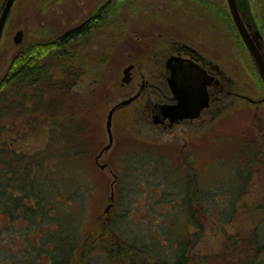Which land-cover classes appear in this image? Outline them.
Here are the masks:
<instances>
[{
  "label": "rangeland",
  "instance_id": "374dc122",
  "mask_svg": "<svg viewBox=\"0 0 264 264\" xmlns=\"http://www.w3.org/2000/svg\"><path fill=\"white\" fill-rule=\"evenodd\" d=\"M107 1L17 0L15 5L12 4L0 38V83L21 50L30 44L47 43L76 28L94 16ZM128 1L118 12L113 11L111 18H106L107 24L101 21L86 37L67 45L66 53L76 61L72 65L68 63L72 74L78 76L76 79L75 75L70 77L73 79L63 78L65 76L60 74L62 65L54 67L55 75L63 76L59 81L65 82L66 86L72 85L73 93L67 99L72 104H81L82 100L87 102L78 111L82 124L78 136L87 154L80 164L79 179L75 183L79 185L78 195L84 194V198L75 196L69 201L57 194L59 208L54 214L73 211L71 214L79 220H74L72 230L83 216L79 227L82 240L90 234L97 236L94 228L110 227L114 237L104 243L109 249L113 241L117 246L122 238L130 243L137 240L147 249L151 259L157 256L172 259L178 249H183L191 260L199 261L204 256L211 261L221 260L226 255V246L231 245L227 242L228 236L234 237L235 244L246 242L248 245L258 227L262 226L264 232V102L257 111L240 98L248 95L264 99V83L246 47L237 44L238 40L242 42L238 31L237 35L233 26L230 29L234 33L230 29L225 31L217 15L205 12L201 0H145L147 8L142 9L137 6L138 0ZM207 1L228 6L226 0ZM192 2L194 5L190 6ZM238 4L246 18L262 31L257 0H238ZM1 7L0 4V17ZM143 13L145 15L140 18L149 20L137 21L135 18ZM227 14L231 17L230 12ZM168 19L170 23H167ZM230 20L234 23L232 17ZM135 29H139L144 37L153 36L156 43L150 39L144 41V45H138ZM117 30L125 34L124 38L127 34L130 36L128 40L117 39L120 44L115 45L109 38L117 34ZM19 31L24 34L21 44L15 42ZM197 31L201 32L200 36ZM152 32L155 34L151 35ZM173 42L192 47L195 44L201 52L211 53L214 62L221 64L227 76L236 81L230 90L241 96H226L227 106L222 108L223 102L221 109H213V114L204 116L211 117L207 124L196 121L194 125L164 128L153 123L152 114L147 119L137 110L146 100L156 102L159 99L156 77L160 72L156 70V51ZM137 49L142 52L138 54ZM148 56L151 62L147 67ZM57 59L58 56L52 54L45 57L42 65L51 68ZM129 65H134L132 80L125 83L124 70ZM143 73L149 80L148 90L136 102L116 110L112 146L101 155L102 149L110 144L106 126L109 112L116 104L141 92ZM33 78V75L29 77ZM63 103L65 106L62 114L57 113L58 119L64 117L63 113H70V104ZM6 120L11 123L10 119ZM52 122L29 129L25 135L4 131L1 142L29 154L46 149L50 168L57 173L61 164H56L60 155L57 150L62 143L56 138L60 136L59 125ZM183 151L185 159L180 157ZM99 154L101 157L97 161ZM100 165L106 166L105 169ZM235 170L249 176L244 193L238 196L231 191L238 178ZM54 176L60 178L58 173ZM214 184L220 185L219 188H213ZM198 188L205 190L201 192L205 194V211L198 209L196 198L193 203L196 218L190 221L184 203L187 194L196 193ZM8 224L4 216L0 217L2 256L13 247L14 250H25L26 242L38 243L40 236L45 235L44 227L24 235V221L18 223V229ZM58 225L59 222L52 220L44 222L43 226L53 228ZM8 238L10 241L5 242ZM106 238L102 236V241ZM92 264L110 263L99 249Z\"/></svg>",
  "mask_w": 264,
  "mask_h": 264
},
{
  "label": "trees",
  "instance_id": "16d2710c",
  "mask_svg": "<svg viewBox=\"0 0 264 264\" xmlns=\"http://www.w3.org/2000/svg\"><path fill=\"white\" fill-rule=\"evenodd\" d=\"M140 1L138 0L141 4H137L138 8H147L145 0ZM201 1L205 5V12L207 11L211 16H218V20L224 26L225 31L233 26L237 33L234 23H231L230 15L227 14L229 13L228 6L223 7L222 3H210L207 0ZM128 2V0H109L100 7L94 16L89 17L76 28L47 43L30 44L16 55L7 76L0 83V137L4 131L14 135H25L29 129H35L48 123V121H53L54 125H59L60 136L56 138L62 143V146H58L57 152L60 155L56 161L57 165L61 163L60 168L57 169L59 178V176H54L57 173L52 172L50 168V159L46 149L35 154H29L3 144L0 139V217L4 216L11 228H17L18 223L24 221L26 224L22 227L24 228V235H28L32 230H39L40 227H44L45 234L40 236L38 243L26 236L30 242H26L25 250L21 248L14 250L13 247L7 250L6 256H2L1 254L4 252H0V264H92V258L99 249L106 254L107 263L110 264H264V232L262 226V228L258 227L255 230L248 245L246 242L240 245L235 244L233 243L234 237L228 236L227 242L231 245L226 246V255L221 260L211 261L208 256H204L199 261L194 258L191 260L183 249H178L172 259L162 256L151 259L147 249L140 245L141 243H137V240L130 243L120 238L121 241L119 240L117 246L113 241L111 249L107 248L108 246L104 243L110 242L114 237L110 227L94 228L95 234L98 235L91 237L90 234L89 237L87 236L82 240L79 230L80 221L83 220L82 215L75 229L72 230L74 220L78 219L76 215L71 214L73 211L70 214H54V211H58L59 208L57 206V194L69 201H72L75 196H81L78 195V193L80 194L79 185L75 183L79 179L77 174L80 164L87 154L83 144H81L80 136H78V133L82 132L80 131L82 124L79 121L78 111L84 105L86 106L87 102L82 100L81 104L79 102L72 104L71 100L67 99L73 93L72 85L66 86L65 82L59 81L62 80L61 77L63 76L61 75L67 79H73L70 77L75 75L72 74L70 65L76 61L72 59L71 55H68V52L66 53L65 48L72 41L86 37L91 29L101 21L107 24L106 18H111L113 11H119L123 3ZM193 5L192 2L190 6ZM218 5L220 6L219 9H217ZM257 7L262 34L264 35V0H257ZM143 15L145 14H140L139 18L135 19L143 22L149 20L140 18ZM155 21L158 22V20ZM167 23H170V19L167 20ZM135 30L134 33L137 36L135 41L138 40V45H144L146 43L144 41L150 39L156 43L153 36L144 37L145 35L140 33L139 29ZM234 30L230 29L232 33ZM119 31L117 30V34L109 38L111 43L115 45L120 44L123 39L128 40L130 36L127 34L124 38L125 34ZM197 33L200 36L201 32L197 31ZM153 34L155 32L151 33V35ZM192 35L193 38L196 37L194 34ZM117 39L120 40L119 43ZM185 39L187 38L185 37ZM238 41V45L245 47L244 43ZM139 51L142 52L139 49L138 54ZM61 53L64 55L60 56ZM52 54L58 56L56 63H53L51 68L49 65L43 66L45 57H50ZM57 65H62L63 70L61 75L56 76L54 67ZM32 75L34 78L29 79ZM77 77L75 75V79ZM64 101L70 104L68 105L70 113H63L64 117L58 119L57 113H61V110L64 109ZM6 119H10L11 123H7ZM7 125L9 126L8 129H6ZM54 132L57 133V130ZM65 172L70 176H67ZM235 173L238 178L231 191L238 196L244 193V185L248 183L249 176L240 170H235ZM212 186L219 188L220 185L214 184ZM220 188L222 189L223 186ZM202 190L205 191L203 188H198L196 193L187 194L184 207L187 208L190 221L196 218L197 213L193 208L196 198L198 209L201 208L205 211L203 204L205 194H201ZM83 195L81 196L82 199L84 198ZM234 202L232 204H235ZM52 220L59 222L61 226L58 225L53 228L43 226L44 222ZM103 233L104 235H102ZM102 236L108 238L102 241ZM41 237H46L45 241ZM8 240L9 238L5 242Z\"/></svg>",
  "mask_w": 264,
  "mask_h": 264
},
{
  "label": "flooded vegetation",
  "instance_id": "af4514ba",
  "mask_svg": "<svg viewBox=\"0 0 264 264\" xmlns=\"http://www.w3.org/2000/svg\"><path fill=\"white\" fill-rule=\"evenodd\" d=\"M7 1L8 0H6L4 3V0H1V3H0L2 5L1 11L4 10ZM16 1L17 0H14L13 5H15ZM164 7L165 5L160 9L163 10ZM194 46L192 47L191 45H188L185 43L173 42V43H170V46L166 47L167 49L159 48L156 51V56L158 57L156 59V62H157L156 64L158 65L156 70L157 71L159 70L160 72V75L156 77L158 80V84H159L157 85V89L159 92V97H158L159 99L156 102H152L150 101V99H148L144 102V104L140 105V108L137 109L139 112H143L144 115L147 116V119L149 117L148 115L152 114L153 123L155 125L158 124V125L163 126L164 128H173L177 125H187V124L194 125L196 121L200 123L203 122V124H207L208 121L211 120V117L207 118L204 116L207 113L213 114L212 112L213 109L217 110L218 107H220V105L223 104V102L225 101L226 96L233 95V97L235 98H238L241 96V94L230 90V86H234L236 81L233 78H230L227 76L221 64L214 62L211 56V53L209 54V52L207 51L206 53H204L205 51L201 52L200 49ZM161 54L163 55L161 56ZM168 54L170 55L166 58V55ZM172 57L180 58L182 59L180 61H184L187 65L189 66L193 65L196 67L195 72L198 73V76L201 78L198 81L199 85L195 84L193 86L191 84L189 85L188 83H185V84L176 86L175 87L177 91L176 93V91L170 84L171 68L169 66V60ZM147 59L148 60L145 61L146 66L148 65V62H151L149 56ZM148 87H149V80L147 79V75L143 73L141 92H138L139 97L136 100H134L132 103L136 102L141 97H143L145 95V92L148 90ZM198 89L200 91V95L198 96V98H196ZM251 89L253 90L252 87ZM180 96L183 97V100L184 99L187 100V102H185L186 104L184 105L185 108H183V111L181 112V114H189V115L194 114L195 115V113L198 112V109L199 108L201 109H200L199 115L195 117H189V118L186 117L183 119H179L178 121L172 122L169 117H165L163 115L162 107L178 106L181 103L179 100ZM240 98H243L244 101L248 105H252L253 107H255L257 111L259 110V107L261 106V104H263L264 102V101L261 102L263 98L257 99V98H253L248 95H242V97ZM183 100L181 104H183ZM132 103H130V105ZM224 104L225 105H221L222 108L224 106H227L225 102ZM215 106L217 108H214ZM253 153L255 154V152ZM181 154L182 155L180 157L185 159L186 157L183 155L185 154L184 151Z\"/></svg>",
  "mask_w": 264,
  "mask_h": 264
},
{
  "label": "water",
  "instance_id": "95a60500",
  "mask_svg": "<svg viewBox=\"0 0 264 264\" xmlns=\"http://www.w3.org/2000/svg\"><path fill=\"white\" fill-rule=\"evenodd\" d=\"M14 0H8L5 8L3 10V13L0 17V38L3 34L4 26L6 19L8 17V14L10 12V9L12 7ZM229 12L231 14L232 20L235 24V27L241 37L242 42L244 43L246 49L248 50L252 61L254 65L256 66V69L264 83V35L262 34V31L259 28H256L251 20H248L244 13L242 12L238 0H226ZM23 32L19 31L17 35L15 36V42L17 44H21L23 41ZM182 59L172 57L169 60V66L171 68V80L170 84L176 91V86L188 83L189 85H199L198 81L201 79L198 76V73H196V67L191 65H187L184 61H180ZM134 69V65H129L124 70V82L129 83L132 80V70ZM209 83V82H207ZM188 85V86H189ZM177 93V91H176ZM200 95V91L198 89V92L196 94V98ZM139 97V94H136L128 99H124L120 103L116 104L111 111L108 114L107 118V131L110 137V144L107 145L105 148L102 149L101 155L107 150H109L112 146L113 142V133H112V124H113V116L116 112V110L126 107L130 105L134 100H136ZM180 102L182 103L183 97H179ZM264 101V99L261 100V102ZM185 102H187L186 99L183 100V104H179L178 106L174 107H162L163 108V115L165 117H169L172 122L178 121L179 119H183L186 117H195L199 115L200 109H198V112L194 114H181L183 111V108H185ZM99 154V155H100ZM97 156V161L100 159V156ZM101 169H105L106 166L100 165ZM114 191V190H113ZM114 197V192L112 193L111 199ZM110 208V207H109Z\"/></svg>",
  "mask_w": 264,
  "mask_h": 264
}]
</instances>
